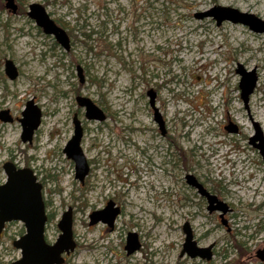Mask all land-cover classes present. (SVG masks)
<instances>
[{
	"label": "rangeland",
	"instance_id": "obj_1",
	"mask_svg": "<svg viewBox=\"0 0 264 264\" xmlns=\"http://www.w3.org/2000/svg\"><path fill=\"white\" fill-rule=\"evenodd\" d=\"M16 2L19 11L12 13L0 0V111L9 109L13 117L0 119V179L6 177L3 163L12 161L45 180L49 243L61 234L63 212L73 208L77 245L63 264H264L256 255L264 248V157L251 140L259 134L264 144V32L227 20L218 25L211 14L198 17L220 6L264 21V0ZM32 3L72 30L69 51L28 15ZM6 59L19 70L14 80L5 72ZM77 65L84 68L83 84ZM239 65L258 77L247 106ZM151 89L165 135L149 102ZM77 96L105 107L108 118L88 119ZM31 99L42 122L29 144L21 139L19 118ZM76 114L91 166L84 184L64 153ZM229 125L237 131L226 130ZM189 173L230 205L229 226L187 183ZM109 200L121 207L114 228L91 225L90 214ZM187 221L198 246L215 243L211 260L180 255ZM25 231L21 221L6 225L0 264L21 257L13 241ZM129 232L142 244L130 255Z\"/></svg>",
	"mask_w": 264,
	"mask_h": 264
},
{
	"label": "water",
	"instance_id": "obj_2",
	"mask_svg": "<svg viewBox=\"0 0 264 264\" xmlns=\"http://www.w3.org/2000/svg\"><path fill=\"white\" fill-rule=\"evenodd\" d=\"M5 6L12 11L17 10L15 0H6ZM29 8L28 15L36 21V24L46 34L53 35L56 41L67 51L70 50L71 39L67 30L56 23L46 8L38 3L30 4ZM216 10L213 9L210 12L201 13L198 17L203 18L211 14L217 20L218 25H221L227 20L247 25L255 32H264V21L252 13L241 12L232 7L218 6ZM77 69L80 81L84 83L85 75L83 73V67L78 65ZM236 71L242 75L239 87L241 89V97L247 106L250 95L254 92L257 85L258 77L255 70L248 73L243 69L242 65H239ZM5 72L13 80L19 75L18 68L11 59H6L5 61ZM147 94L150 97V105L154 109L155 120L159 124L162 134H165V123L156 107V92L151 89ZM77 102L80 106L86 107V115L89 119L102 121L106 118L103 110L90 98L78 96ZM22 115L23 117L19 118L22 124L21 139L24 143L28 142L32 144L35 131L41 124V109L31 99L27 102V108L22 112ZM0 119L4 122L13 121V117L8 109L0 112ZM74 124V135L65 146L64 152L75 163V178L84 184L90 172V165L81 147L83 128L76 116L74 117ZM225 129L229 132L237 131L234 125L226 126ZM257 139H260V143L258 144L255 143ZM251 140L254 141L253 145L260 150L264 157L263 138L258 134ZM3 169L6 174V181L0 185V238L7 223L21 221L26 229L22 236L13 241L14 247L21 251V257L11 264H63L65 261L64 254L69 255L76 248V242L73 236V209L70 207L62 214L58 222L61 234L53 244L48 243L45 236L48 215L43 197L42 183L30 167H17L14 162L6 161L3 164ZM185 178L189 185L195 183L201 189L202 193L207 195L208 210L210 212L215 210L222 212L221 218L223 219V224L226 225L227 221L224 219V215L230 211L228 204L218 200L215 195L205 193L206 191L202 185L197 182L192 174H187ZM215 202L218 205L215 206ZM120 211V207L113 200H109L105 208L95 210L90 214V224L94 225L103 222L110 229H113ZM183 231L185 232V241L180 255L184 256L187 254L192 258L200 257L211 260L213 257L212 249L214 243L206 247L198 246L189 222L184 223ZM141 247L142 244L139 235L136 232H129L125 245L127 254H133ZM257 257L264 262V248L257 252Z\"/></svg>",
	"mask_w": 264,
	"mask_h": 264
},
{
	"label": "flooded vegetation",
	"instance_id": "obj_3",
	"mask_svg": "<svg viewBox=\"0 0 264 264\" xmlns=\"http://www.w3.org/2000/svg\"><path fill=\"white\" fill-rule=\"evenodd\" d=\"M15 3L17 4V2H16V0H15ZM6 5V4H5ZM30 6V5H29ZM10 10V9H9ZM29 10H30V8H29ZM12 13H17L18 11H19V5L17 4V10L16 11H12V10H10ZM29 12V11H28ZM33 19V18H32ZM57 23V22H56ZM58 24V23H57ZM59 25V24H58ZM61 26V25H60ZM62 27V26H61ZM43 30V29H42ZM44 32V31H43ZM45 33V32H44ZM46 34V33H45ZM47 35H49V34H47ZM51 36H53V35H51ZM54 37V36H53ZM19 71V70H18ZM83 73H84V68H83ZM84 75H85V73H84ZM19 76V75H18ZM79 76V75H78ZM80 79V78H79ZM85 81H86V77H85ZM81 82V81H80ZM82 83V82H81ZM85 83V82H84ZM83 84V83H82ZM78 97V96H77ZM77 97H76V101H77ZM88 98V97H87ZM156 98H157V93H156ZM94 102V101H93ZM78 103V102H77ZM95 103V102H94ZM36 104V103H35ZM96 104V103H95ZM37 105V104H36ZM79 105V104H78ZM98 107H100L102 110H103V112H104V114H105V116H106V118L104 119V120H106L107 118H108V116H107V112H106V110H105V107H104V109L101 107V106H99L98 104H96ZM38 106V105H37ZM80 106V105H79ZM81 107H83V106H81ZM157 107V106H156ZM86 108V107H85ZM158 108V110H159V112H160V114H161V117H162V119H163V121H164V123H165V128H166V121H165V118H164V116H163V114H162V112H161V110H160V108L159 107H157ZM4 110H7V109H4ZM9 110V109H8ZM154 110V109H153ZM2 111V110H1ZM0 111V112H1ZM10 111V110H9ZM42 112V111H41ZM86 113H87V109H86ZM12 115V114H11ZM76 117H77V114L75 115ZM74 116V117H75ZM86 117H87V115H86ZM88 118V117H87ZM155 118V117H154ZM89 119V118H88ZM79 120V119H78ZM90 120H96V119H90ZM104 120H102V121H104ZM80 122H81V120H79ZM98 121H100V120H98ZM156 121V120H155ZM41 122H42V119H41ZM73 123H74V118H73ZM41 125V124H40ZM159 125V124H158ZM81 126H82V128H83V125H82V122H81ZM40 127V126H39ZM161 130V129H160ZM74 131H75V124H74ZM167 131V130H166ZM36 132V131H35ZM35 135V134H34ZM74 135V134H73ZM72 135V136H73ZM83 136H84V128H83ZM34 138V137H33ZM72 138V137H71ZM70 138V139H71ZM69 139V140H70ZM82 139H83V137H82ZM33 143V142H32ZM68 143V142H67ZM81 144H82V140H81ZM67 145V144H66ZM82 147V146H81ZM84 152V151H83ZM85 154V153H84ZM4 164V163H3ZM16 166L17 167H21V166H19L18 164H16ZM2 168H3V165H2ZM37 174V173H36ZM195 178H196V180H197V182L199 183V184H201L202 185V187H203V189L206 191L205 193H208L209 195L211 194V195H215L216 196V198L218 199V200H220V201H223V202H225L224 200H221V198H219V196L217 195V193L215 192V191H213V189L208 185V183L207 182H205L203 179H201L199 176H196L195 174H193V173H191ZM38 176V175H37ZM6 177H4L3 179H0V185L1 184H3V183H5V181H6V179H5ZM38 179H39V177H38ZM41 183H42V185H43V197H44V190H45V180L44 179H42V180H39ZM82 184V183H81ZM191 187L193 188V189H195L196 190V194H198L203 200H206L207 202H208V197H207V195H205V194H203L202 193V191H201V189L197 186V185H195V183H193V184H191ZM44 200H45V198H44ZM114 201V200H113ZM115 202V201H114ZM116 203V202H115ZM226 203V202H225ZM45 204H46V201H45ZM228 204V203H227ZM116 205H117V203H116ZM214 205L216 206V205H218V203L217 202H215L214 203ZM118 207H120L119 205H117ZM229 207H230V205H228ZM73 209V208H72ZM120 209H121V207H120ZM46 210H47V205H46ZM215 211H217V210H215ZM232 211V208H230V211H228L226 214H228L229 212H231ZM212 212H214V211H212ZM120 213H121V211H120ZM211 213V212H210ZM48 214V213H47ZM221 214H222V212H221ZM221 214L219 215L220 216V219H221V223L223 224V219L221 218ZM226 214L224 215V219L227 221V224H226V226H229V224H228V219H227V217H226ZM14 222V221H13ZM187 222H189V221H187ZM11 223V222H10ZM9 224V223H8ZM189 224H190V227H191V230H192V232L194 231L193 230V225H192V222L190 223L189 222ZM5 228H6V226H5ZM4 228V229H5ZM228 230H230V228L228 229ZM3 233H4V230H3V232H2V235H3ZM193 234H194V232H193ZM1 235V236H2ZM22 236V235H21ZM77 245V244H76ZM210 245V244H209ZM201 247H206V246H201ZM259 250H257V252H258ZM212 252H213V257H214V255L216 254V251H215V243H214V247H213V249H212ZM212 257V258H213ZM65 261H66V258H65ZM64 261V262H65Z\"/></svg>",
	"mask_w": 264,
	"mask_h": 264
},
{
	"label": "trees",
	"instance_id": "obj_4",
	"mask_svg": "<svg viewBox=\"0 0 264 264\" xmlns=\"http://www.w3.org/2000/svg\"><path fill=\"white\" fill-rule=\"evenodd\" d=\"M71 33H72V30L70 29L69 34H71ZM86 36H88L89 38L91 37L90 34H87ZM48 217L50 218L51 216L49 215ZM234 242H235V247L242 252L243 251V245L240 242H237L236 239H234Z\"/></svg>",
	"mask_w": 264,
	"mask_h": 264
},
{
	"label": "bare ground",
	"instance_id": "obj_5",
	"mask_svg": "<svg viewBox=\"0 0 264 264\" xmlns=\"http://www.w3.org/2000/svg\"><path fill=\"white\" fill-rule=\"evenodd\" d=\"M55 41H56V39H55ZM56 43H58L57 41H56ZM59 44V43H58ZM59 45H61V44H59ZM64 48V47H63ZM65 49V48H64ZM65 51H67V50H65ZM69 51V50H68ZM78 66V65H77ZM264 115V114H263ZM259 121H261V122H263L264 123V120L263 119H259Z\"/></svg>",
	"mask_w": 264,
	"mask_h": 264
}]
</instances>
